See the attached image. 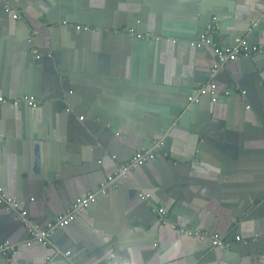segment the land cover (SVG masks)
Masks as SVG:
<instances>
[{
    "label": "crops",
    "instance_id": "obj_1",
    "mask_svg": "<svg viewBox=\"0 0 264 264\" xmlns=\"http://www.w3.org/2000/svg\"><path fill=\"white\" fill-rule=\"evenodd\" d=\"M12 6L21 12L16 21L0 10V95L42 100L34 109L0 105V187L19 201V212L43 226L74 198L97 192L143 146L157 153L163 182L156 180L154 194L147 190L154 163H145V179L134 169L120 185L109 182L106 195L42 244L27 245L20 224H2L8 220L0 207L4 242L12 246L5 251L0 244V264H264V184L257 179L264 56L221 62L219 69L232 66L239 78L235 93L226 94L227 74L208 72L216 58L211 47L166 40L193 38L215 16L220 45L238 36L264 44V0H13ZM22 11L40 31L39 59L26 41L37 31ZM126 25L163 39L139 43L120 30ZM60 76L69 82L67 92L57 93ZM210 80L224 91L219 100H186ZM160 127L164 136L148 143L145 134ZM138 193L156 198L168 212L165 222L177 227L165 226ZM182 226L219 233L223 244L183 233Z\"/></svg>",
    "mask_w": 264,
    "mask_h": 264
},
{
    "label": "built area",
    "instance_id": "obj_2",
    "mask_svg": "<svg viewBox=\"0 0 264 264\" xmlns=\"http://www.w3.org/2000/svg\"><path fill=\"white\" fill-rule=\"evenodd\" d=\"M7 6L6 11L13 9V0H2ZM20 10L13 9L12 17L17 19L21 17ZM217 17L213 16L206 25V30L199 33L197 36L190 39H180L175 37L166 38V40L176 43V42H185L192 47H211L214 54L216 55L218 61L214 63L212 67V75L215 74L216 69L219 67L221 62L228 60H234L237 57H250L255 54L264 53V44L251 43L245 37L238 36L235 37L232 44L229 45H220L215 38L217 33ZM64 24H67L64 22ZM77 29L87 30L90 27L86 25H75ZM122 32L135 37L137 39H150L153 41H160L163 37L159 34L154 33L153 31H138L135 27H122L120 29ZM225 93H229L228 90ZM203 96H208L212 102L216 101L217 98V84L215 81L210 80L207 83L200 84L193 93H191L187 100L192 103H198ZM0 103H8L14 106H28V107H37L42 103V100L33 94H22L17 97L7 98L3 95H0ZM68 110V108H66ZM80 120H83V116H79ZM161 142L156 141L155 147L159 149ZM164 155L166 153L163 152ZM157 153L154 152L153 147L143 146L137 150L132 157L119 165L118 170L114 171L112 174L108 175L107 180L100 184L99 190L89 191L82 196L76 197L68 206V208L59 214L53 220L47 222L46 225L41 226L37 223H32L30 221H25L24 223L28 231V240L26 241L27 245H30L32 242L36 243H45L47 239L51 236L52 231L58 227H64L69 225L74 221L77 211L86 208L90 203L94 202L96 199V194L101 193L105 194L107 185L109 182H114V179L117 175H124L128 170L139 167L144 164L146 161L154 159ZM140 198L148 199L150 197L149 193H139ZM0 205H3L7 210H17L19 208V201L8 194L2 187H0ZM151 208L156 211L162 222H165L164 214L165 209L156 204H152ZM26 214L25 210L19 212V215L24 216ZM174 228L177 226L173 225ZM179 231L187 233L191 236H197L201 239L209 237L213 245H222L223 238L219 233H209L208 231L194 229L190 227H179ZM2 248H5V251L10 249L8 241H5L1 245ZM10 247V248H9ZM67 255L69 251L65 252Z\"/></svg>",
    "mask_w": 264,
    "mask_h": 264
},
{
    "label": "water",
    "instance_id": "obj_3",
    "mask_svg": "<svg viewBox=\"0 0 264 264\" xmlns=\"http://www.w3.org/2000/svg\"><path fill=\"white\" fill-rule=\"evenodd\" d=\"M1 2V4H0V10H1V12L4 14V15H7L8 17H12V13H13V9H10V10H8V11H6L5 10V8H6V6H7V4L4 2V1H2V0H0ZM22 15H23V18H25V20L27 21V22H29L30 24H31V26L33 27V31L34 32H36L35 31V29L34 28H36L35 27V25L34 24H32V22H30V19H29V17H28V15L26 14V13H24V11H22ZM13 18V17H12ZM22 18V19H23ZM72 20H74V19H72ZM77 20V19H76ZM13 21H16V19L15 18H13ZM83 22V21H82ZM206 24V23H205ZM125 27H130V25H126ZM92 30H94V29H90L89 31H92ZM89 31H85V33H87V35H89ZM40 33V31L38 32H36V34L35 35H33V36H31V35H28L27 36V38H26V41H28L29 42V44H30V42L33 44V46L36 48V53H37V55H38V59L40 58L39 56H41L42 57V55H43V50L44 49H42L41 48V46L39 45V43H38V36L39 35H41V34H39ZM198 34H199V32H198ZM176 36V35H175ZM131 39H135L136 41H138L139 43H141V42H145V40L146 39H137V38H135V37H130ZM156 42V41H155ZM188 45V44H187ZM189 46V45H188ZM189 47H191V48H194V47H192V46H189ZM31 50H33L32 48H31ZM212 51V50H211ZM214 53V52H213ZM104 54V53H103ZM103 54H99L98 55V57L100 58V57H103L104 55ZM261 55H263L264 56V53L263 54H261ZM48 56V55H47ZM214 56L216 57V55L214 54ZM218 61V59H217V57L215 58V62H212L211 61V65H210V67H209V71L208 72H210L211 73V68L213 67V65H214V63H216ZM228 61H234V60H228ZM228 61H226L227 63H228ZM237 62H239V63H243L242 62V59L241 58H239V57H237V60H236ZM233 63V62H232ZM222 64H225V63H220V66L222 65ZM234 64V63H233ZM219 66V67H220ZM219 67L217 68L218 69V73L217 74H219L220 72H222V71H224L226 74H227V76H228V78H229V82H228V84H229V89H227L228 90V92L230 93V92H232L233 94L235 93V90H234V88H235V83H237L238 81H239V78L236 76V72L231 68L232 66H228V65H226V69L225 70H221L222 68H220L219 69ZM209 73V74H210ZM54 78H56V81L55 82H57V79H58V76H54ZM59 79H60V81H59V84H57L56 86H55V88L57 89V93H61L60 91L63 89L64 91H68L70 88H69V82H68V80H67V78L66 77H62L61 78V76L59 77ZM233 82V83H232ZM56 83H54L53 85H55ZM65 84H66V86H65ZM218 91V90H217ZM31 92H33V91H31ZM34 93V92H33ZM218 94H220V95H218ZM221 95H224V91H221V92H219L218 91V93H217V98H216V101L217 100H219L220 99V97L219 96H221ZM189 96V95H188ZM187 96V97H188ZM187 97H186V100H187ZM209 100H210V98H209ZM59 100H57V102H58ZM188 101V100H187ZM211 101V100H210ZM215 101V102H216ZM62 102V101H61ZM199 103V102H198ZM198 103H194L195 105H197ZM7 105V106H11V107H14V108H25V107H27L26 109H34V108H36V107H28V106H25V105H23V106H14V105H11V104H8V103H0V105ZM62 104V103H61ZM191 104H193V103H191ZM64 106H66V105H64ZM70 106V105H69ZM69 106H67V107H65L64 109H65V111H67L68 112V114H70L72 117V120H73V122H74V124L76 123H78L77 122V120H76V118L75 117H73L74 116V113L72 112V110H71V108L69 107ZM72 106V105H71ZM66 108H68V110L66 109ZM76 111V110H75ZM77 112V111H76ZM79 112V111H78ZM85 123H87V121L85 122ZM160 130H158V133L156 134V135H153V134H151V133H148V134H145V137H148V143H149V139L151 138V137H153V136H155L154 138H160L161 136H164V134L165 133H163V128H159ZM171 131V130H170ZM147 140H146V143H147ZM199 150V149H198ZM197 155V152L196 153H194L193 154V156L191 157V158H193V157H199L198 155ZM197 159V158H196ZM262 159H263V161H262V163H261V165H258V166H260V174H258L259 176L257 177V179L258 180H260L261 182H259L258 181V183L259 184H264V151H263V153H262ZM149 161H154V159H151V160H148V161H146L145 163H147V162H149ZM98 162H100V161H98ZM142 164V165H140L139 167H137V168H134V169H139V170H137L138 172H136V173H139L138 174V178H143V179H145V172H146V164ZM154 163V168H153V171H148L149 173L147 174V178L148 179H150V180H148V185H147V187L149 186V188L151 187L152 189H147V190H149L150 191V193H152V194H154V192L153 191H151V190H154V188H156L154 185H156L157 184V181L156 180H161V182H163V180H162V175H163V172H162V170H161V168H160V166H158V165H156V162H153ZM201 164H203V162L202 161H200V164L199 165H201ZM134 169H131V170H128L127 172H125V174L124 175H117L116 176V178L114 179V182H117L118 183V185H120V182H121V179L122 178H124L126 175H129V173L131 172V171H136V170H134ZM196 169V168H195ZM118 170V166L116 167V169H115V171H117ZM161 170V171H160ZM194 170V169H193ZM193 170L190 172L191 174H192V172H193ZM113 172V171H112ZM110 174H112V173H110ZM109 174V175H110ZM108 176V175H107ZM106 176V177H107ZM134 176H135V174H134ZM106 179V178H105ZM104 179V180H105ZM166 181V180H165ZM181 182H178V181H176V184H180ZM181 185V184H180ZM177 186V185H176ZM184 186H185V184H184ZM183 190L185 191V190H187V188H183ZM183 190H181V191H179V194H181L182 192H184ZM106 193H107V190H106ZM106 193L105 194H96V198H97V196H104V195H106ZM69 195V194H68ZM171 195L175 198V201L171 204V206H174L175 204H176V202L178 201V198H176L177 196V192L175 191V190H173L172 188H171ZM138 196H139V193H138ZM154 196V195H153ZM261 196H264V194L263 195H261ZM250 197H251V200H252V203H254L255 202V200L258 198V197H255V196H253L252 195V193H251V195H250ZM139 198H140V196H139ZM75 199V198H74ZM73 199V200H74ZM141 200H144L143 202L144 203H147V201L149 202V203H147V204H149L148 206H151L152 204H153V202H152V200L153 199H156V198H154V197H152V200H151V196L148 198V199H142V198H140ZM72 200V201H73ZM96 200V199H95ZM71 202V201H70ZM0 207H2L3 208V210L6 212V216H3L2 218L4 219V220H8V221H6V222H3L2 224H4V223H9V225H8V227H11V226H15V225H21V226H23L25 229H26V227H25V223H24V220H22V219H26L27 218V215L26 216H22V219H19V220H15L16 219V217H17V215H19V209H17V210H7L3 205H0ZM89 207V205L86 207V208H84V209H82V210H79V211H77V214L79 215V216H81V211H84V210H86L87 208ZM149 210L153 213V209L152 208H149ZM47 212H48V210H46ZM62 211H64V210H61V211H59L58 213H56L55 214V216L52 218V220L56 217V215L57 214H59L60 212H62ZM154 212H156V211H154ZM157 213V212H156ZM77 214H76V217H77ZM158 214V213H157ZM158 216H159V214H158ZM167 216H168V212H167V210L165 209V214H164V218L166 219L167 218ZM75 217V218H76ZM27 221H28V219H26ZM25 220V221H26ZM75 220V219H74ZM50 221V220H49ZM48 221V222H49ZM47 221H45V223H44V225H46L47 223H46ZM43 225V226H44ZM164 225L165 226H167L169 229L170 228H172V224H170V223H167V222H165L164 223ZM42 226V225H41ZM8 227H5V228H8ZM57 229H62V231H66L65 229H68V225L67 226H64V227H58ZM69 229H71V228H69ZM174 229V228H173ZM3 229H0V244H2L3 242H4V240H5V235H4V233H5V230L4 231H2ZM27 230V229H26ZM174 231H177V229L176 230H174ZM50 238V237H49ZM49 238L47 239V241L49 240ZM8 254H11V252H7L6 253V255H8Z\"/></svg>",
    "mask_w": 264,
    "mask_h": 264
}]
</instances>
